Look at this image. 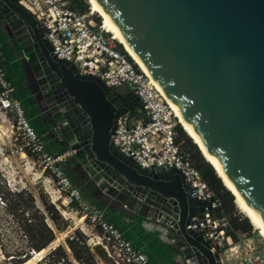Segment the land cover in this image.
Returning <instances> with one entry per match:
<instances>
[{"label":"water","instance_id":"water-1","mask_svg":"<svg viewBox=\"0 0 264 264\" xmlns=\"http://www.w3.org/2000/svg\"><path fill=\"white\" fill-rule=\"evenodd\" d=\"M94 3L264 224V0ZM0 22L12 33L8 50L30 86L39 132L72 151L86 187L107 206L171 228L186 261L217 264L208 240L185 228L204 202L179 171L139 168L109 142L115 118L141 110L134 91L110 89L56 58L17 0H0Z\"/></svg>","mask_w":264,"mask_h":264},{"label":"built area","instance_id":"built-area-1","mask_svg":"<svg viewBox=\"0 0 264 264\" xmlns=\"http://www.w3.org/2000/svg\"><path fill=\"white\" fill-rule=\"evenodd\" d=\"M17 2L31 13L56 58L72 65L78 74L98 77L110 89L124 85L132 88L141 110L136 112L138 116H117L109 142L139 168L179 171L188 192L204 202L202 211L192 214L185 228L208 240L210 249L217 255V264H264V240L237 232H234L236 239L231 238L228 218L222 212L219 197L201 179L189 153L182 150L180 141H177L178 123L171 106L150 77L116 47L114 39L92 17V13L79 11L67 5L65 0ZM12 91L5 77L0 50V104L12 114L17 143L15 153L30 156L33 163L47 174L64 205L73 208L74 213H79L98 232L97 236L118 264H150L145 253L133 247L122 231L106 219L103 210L82 197L62 170V164L72 151H47L44 139L32 127ZM58 244L61 243L56 242L55 246ZM31 251H28L29 255ZM4 261L0 247V264ZM186 263L196 264V260L193 257Z\"/></svg>","mask_w":264,"mask_h":264},{"label":"rangeland","instance_id":"rangeland-1","mask_svg":"<svg viewBox=\"0 0 264 264\" xmlns=\"http://www.w3.org/2000/svg\"><path fill=\"white\" fill-rule=\"evenodd\" d=\"M65 3L78 10L91 12L90 4L87 0H65ZM91 13L92 17H95L101 25L100 20L102 21V19L99 15L95 12ZM106 33L110 35L109 32ZM114 42L116 47L121 52L128 55L120 44H118L115 40ZM0 47L3 49L1 36ZM113 89L121 93L132 90V88L128 85H124L123 87L118 86ZM132 116H136L135 113H133ZM12 120V114L9 109L3 108L0 104V187H5L10 191H22V197L25 200L28 199V195L31 194L34 198V204L39 208H41V206L39 204L38 195L41 196L47 203H50L55 208L59 216V220L64 224L63 229L59 231L54 230L55 239L49 245L36 251L38 256H35L33 253L29 255L28 253L29 256L22 260L19 264H34L39 260L41 262H46V260H44V256L50 249H52V247L55 246L56 242H60L64 246L68 254V261L70 264H83L81 260H75L69 255V251L64 243V238L70 235L73 229L77 228L87 236V243L90 247V240L97 236L98 232L94 231L79 213H74L73 208L64 205L62 196L56 192L55 186L49 180L47 174L41 171L40 167L33 163L30 156L22 154L24 157H19L21 153H15L14 149L17 146V143L14 140ZM178 125L183 130L180 123ZM182 142L183 141L180 140V145ZM220 183L223 185L222 182ZM231 203V212H226L228 219L232 215L240 217L241 219H247V217L236 207L232 195ZM26 205H28L27 202ZM30 211H32V209L24 210L20 216V210L10 213L4 209V205L0 202V247L2 252H6V254H4L5 261L3 263L1 262V264H15L13 261L15 258H22L21 253L27 248L28 242L22 235L21 229L18 228V226L20 225L22 217H30ZM248 223L250 226L247 230H237L236 232L251 237L256 236L262 239L257 230L252 227L250 222ZM156 228L158 229V226H156ZM143 233H145L144 230ZM160 236H164L165 240H163V238L161 239ZM152 238L155 243V253L158 252L157 256L161 254L163 256L162 260L165 257L166 264H187L184 258V253L179 246L180 241L171 228L162 225V228H159L152 234ZM169 240H172V242L166 247L165 244H167ZM160 243H163L164 246H161ZM162 248L165 250L163 251ZM176 254L179 256L178 259L174 258V255ZM82 257L83 259H88L85 254H82ZM50 259H53V256L50 257L49 260ZM94 260L97 262L96 257ZM88 263L93 264L91 260H88ZM59 264L67 263L61 261Z\"/></svg>","mask_w":264,"mask_h":264},{"label":"trees","instance_id":"trees-1","mask_svg":"<svg viewBox=\"0 0 264 264\" xmlns=\"http://www.w3.org/2000/svg\"><path fill=\"white\" fill-rule=\"evenodd\" d=\"M96 21L98 20L96 19ZM136 114L137 113H135V115ZM32 127L38 133L39 130L37 129V131L33 125ZM176 130L178 133L177 141H183L181 149L189 153L192 165L199 172L201 179L204 180L207 186L219 197L222 205V212L224 214H226V212H231L232 203L230 192L224 187V185H221V180L216 175L213 167L204 159L190 137L179 127V125H177ZM22 194V191H10L5 187H0V202L4 205L5 210L10 213L20 210L19 215L21 216L24 210L32 209V211H30V217H22L20 225L18 226L28 243L27 248L21 253L23 258L18 257L13 260L15 264H19L22 260L27 258L29 256V250L38 251L49 245L55 239L54 230L59 231L63 229L64 226L59 220L55 208L50 203H47L41 196L38 195L39 204L41 206V208H39L34 204V198L31 194L28 195V199L26 200L22 197ZM26 202L28 205H26ZM247 220L248 219L246 218L241 219L235 215H232L228 219L230 228L228 234L233 240L236 239L234 232L237 230H247L249 228L250 225ZM64 243L69 251V255L75 260H81L83 264H89L88 260H91L93 264H97L94 260L95 256L91 252L87 243V236L77 228L73 229L72 233L64 238ZM3 253L6 254L5 251H3ZM82 254L87 255L88 259H83ZM52 256L53 259L49 260ZM44 258L46 262H41L39 260L34 264H59L61 261L70 264L68 261V254L62 244H58L50 249Z\"/></svg>","mask_w":264,"mask_h":264},{"label":"crops","instance_id":"crops-1","mask_svg":"<svg viewBox=\"0 0 264 264\" xmlns=\"http://www.w3.org/2000/svg\"><path fill=\"white\" fill-rule=\"evenodd\" d=\"M3 49H1V63L4 68L5 77L8 82L11 84L13 91L12 96L13 98L17 99L22 108L25 111L26 117L28 118L29 122L38 129L37 123V116L34 113V109L31 108L30 98L25 87L24 82L20 78V66L16 65L10 57V53L8 50V45L5 43V38H2ZM8 68V69H7ZM138 115V114H136ZM39 130V129H38ZM37 130V131H38ZM38 134L44 139L45 142V149L51 153L61 151L57 144L49 142L45 135L38 131ZM63 172L68 176L71 180L72 184L77 187L82 197L88 201L91 205L96 206L103 210L106 219L112 223H114L121 231L125 238H127L133 247L140 249L145 253L148 258L150 264H166L165 257L162 260L163 256L160 254L157 256L155 253V243L152 238V234L157 231L159 228H162L161 224L146 222L140 218L138 219L137 216H133L132 213H126L121 208L107 206L104 203L99 201V196L94 192V188L89 185L83 183V175L81 173H77L75 171L74 164L67 159V161L62 164ZM158 226V229L156 228ZM143 230L145 233H143ZM160 238L165 240L164 236H160ZM172 240H169L165 246H169ZM161 246H164L163 243H160ZM163 250V248H162ZM165 250V249H164ZM163 250V251H164ZM174 258L178 259V254L174 255ZM152 259V262H151Z\"/></svg>","mask_w":264,"mask_h":264},{"label":"bare ground","instance_id":"bare-ground-1","mask_svg":"<svg viewBox=\"0 0 264 264\" xmlns=\"http://www.w3.org/2000/svg\"><path fill=\"white\" fill-rule=\"evenodd\" d=\"M90 4V10L91 12H95L99 15V17L102 19L101 27L104 31L109 32L111 37L120 44L125 52L128 54L127 56L142 70L146 73L145 68L140 61V59L137 57V55L132 51L130 46L128 45L125 38L122 36V34L118 31V29L112 24L108 14L104 10H100L97 6H95L94 0H87ZM151 81L154 83L155 87L161 92V94L164 96L166 101L171 106V99L168 97L166 93H164L161 89L158 88V82L154 79L152 75L147 74ZM172 108V106H171ZM173 113L176 117L177 123L181 125L185 133L190 137L192 142L195 143L197 148L199 149L201 155L204 157V159L210 163V165L213 167L216 175L220 178L222 184L225 186V188L231 193L233 196V201L236 205V207L247 217L248 221L252 225V227L257 230L259 235L264 240V224L260 220L258 216H254L253 210L247 205L245 199L241 196L240 192L236 188V186L230 181L229 178H226L222 174L221 167L216 162V160L212 157L210 153H206L205 151V145L198 139L196 133L193 131L191 125L188 123L186 119H183L182 114L179 110L173 109ZM3 133V132H2ZM22 153L19 157H22ZM24 157V156H23ZM56 194V193H55ZM90 247L92 250V253L97 259V262L99 264H118L117 261L114 259V257L111 255V253L108 251L107 247L104 245V243L100 240L98 236H95L92 240H90ZM34 254L35 256H38V253L36 251H31V254Z\"/></svg>","mask_w":264,"mask_h":264},{"label":"flooded vegetation","instance_id":"flooded-vegetation-1","mask_svg":"<svg viewBox=\"0 0 264 264\" xmlns=\"http://www.w3.org/2000/svg\"><path fill=\"white\" fill-rule=\"evenodd\" d=\"M5 26H3L0 22V36L1 38H5V43L8 46H12V42H11V37H12V33L10 32V30L7 28H4ZM7 46V47H8ZM27 88H29V85H26Z\"/></svg>","mask_w":264,"mask_h":264}]
</instances>
